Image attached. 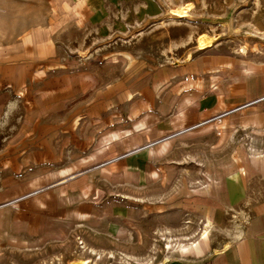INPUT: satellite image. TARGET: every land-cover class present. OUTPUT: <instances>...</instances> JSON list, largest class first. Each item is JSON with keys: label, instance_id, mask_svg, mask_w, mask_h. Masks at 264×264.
<instances>
[{"label": "rangeland", "instance_id": "1", "mask_svg": "<svg viewBox=\"0 0 264 264\" xmlns=\"http://www.w3.org/2000/svg\"><path fill=\"white\" fill-rule=\"evenodd\" d=\"M263 71L264 0H0V264H198L233 244L246 213L180 193L264 144L232 115L149 144L174 82L232 94Z\"/></svg>", "mask_w": 264, "mask_h": 264}, {"label": "crops", "instance_id": "2", "mask_svg": "<svg viewBox=\"0 0 264 264\" xmlns=\"http://www.w3.org/2000/svg\"><path fill=\"white\" fill-rule=\"evenodd\" d=\"M162 75L166 76L162 80L159 79L158 85L177 80L174 78L176 74L169 76L164 72ZM174 84V88H179L180 92L177 93L174 102L175 114L169 118L170 128L162 133L161 138H157L149 145L168 141L182 129L191 128L210 121L217 115L225 114L222 117L230 115L233 117L228 118L225 124L227 128L231 126L233 131L240 129L253 132L257 147L262 148L264 71L252 73V76L244 81L235 80L230 84L232 94H229V91L218 90L201 95L199 87L203 86L198 87L196 84L190 86L189 80L185 81L184 78ZM225 130L227 131V129L223 131ZM239 147L235 160L226 158L220 160L218 172L212 174L214 182L210 181L206 187L190 195L180 193V209H190L193 214L200 215L205 211L204 208L208 210L209 207L221 212L247 214L238 240L222 250L212 251L206 260L198 264H264V153L249 157L245 149Z\"/></svg>", "mask_w": 264, "mask_h": 264}, {"label": "bare ground", "instance_id": "3", "mask_svg": "<svg viewBox=\"0 0 264 264\" xmlns=\"http://www.w3.org/2000/svg\"><path fill=\"white\" fill-rule=\"evenodd\" d=\"M180 13V12H179ZM183 14V13H182ZM180 16V15H179ZM198 48L201 50V49H204L206 46H207V41H205V38H200L198 39ZM205 232V231H204ZM201 241L197 242V243H192L190 246H192L191 248L188 247L189 249H192L194 254H198V253H201L202 251H204V242L206 240L205 236H203L201 239ZM188 250V249H187ZM186 249H184V251H187Z\"/></svg>", "mask_w": 264, "mask_h": 264}, {"label": "built area", "instance_id": "4", "mask_svg": "<svg viewBox=\"0 0 264 264\" xmlns=\"http://www.w3.org/2000/svg\"><path fill=\"white\" fill-rule=\"evenodd\" d=\"M233 112V111H232ZM223 115H225V114H221V116H223ZM221 116H219V117H217V118H215V119H219V118H221ZM215 119H212V120H215Z\"/></svg>", "mask_w": 264, "mask_h": 264}]
</instances>
